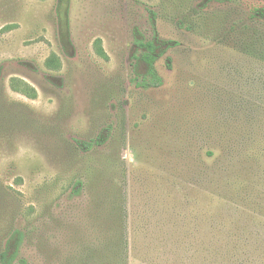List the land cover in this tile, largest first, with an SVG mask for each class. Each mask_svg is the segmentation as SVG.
Returning <instances> with one entry per match:
<instances>
[{
    "label": "rangeland",
    "instance_id": "rangeland-1",
    "mask_svg": "<svg viewBox=\"0 0 264 264\" xmlns=\"http://www.w3.org/2000/svg\"><path fill=\"white\" fill-rule=\"evenodd\" d=\"M258 7L0 0V255L21 230L14 264H264Z\"/></svg>",
    "mask_w": 264,
    "mask_h": 264
},
{
    "label": "trees",
    "instance_id": "trees-1",
    "mask_svg": "<svg viewBox=\"0 0 264 264\" xmlns=\"http://www.w3.org/2000/svg\"><path fill=\"white\" fill-rule=\"evenodd\" d=\"M254 18L256 20L263 22L264 21V7H258L254 11ZM153 16H156L155 12H152ZM197 17V19H196ZM194 19H186L185 22H189L188 28H194L198 26L197 21L198 20H206V15L203 12L196 11L193 16ZM187 26V25H186ZM257 41L260 43V54L264 55V36L261 32L257 33ZM159 42V43H158ZM174 42L168 41V40H161L159 38H156L155 40H148L144 41L142 39L138 40V44L145 49L143 54V60L147 63L148 66V72L144 79L140 82V86L149 88V87H157L162 84V78L158 75L156 68H155V62L157 59L162 56L165 51L168 49L170 44ZM97 46V52L100 56L107 58V55L105 51L103 50L100 42L96 43ZM57 58V59H54ZM59 57L54 54L53 57H50L46 60V65L51 68H58L59 65ZM55 60V61H54ZM76 144L83 149L91 150L95 145L101 144L102 140H90V141H81L76 139ZM24 238V233L21 230H15L11 236V240L6 246V249L1 253L0 255V264H14L15 260L17 259L19 255V249L20 245L22 243V240ZM13 244V247H11ZM13 248V250H12Z\"/></svg>",
    "mask_w": 264,
    "mask_h": 264
},
{
    "label": "flooded vegetation",
    "instance_id": "flooded-vegetation-1",
    "mask_svg": "<svg viewBox=\"0 0 264 264\" xmlns=\"http://www.w3.org/2000/svg\"><path fill=\"white\" fill-rule=\"evenodd\" d=\"M145 50V49H144ZM146 63V62H145ZM147 64V63H146Z\"/></svg>",
    "mask_w": 264,
    "mask_h": 264
}]
</instances>
